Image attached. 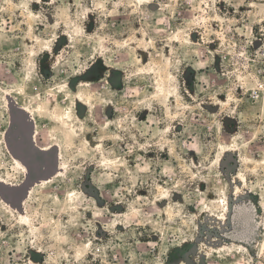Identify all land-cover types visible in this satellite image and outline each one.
<instances>
[{
	"label": "rangeland",
	"instance_id": "rangeland-1",
	"mask_svg": "<svg viewBox=\"0 0 264 264\" xmlns=\"http://www.w3.org/2000/svg\"><path fill=\"white\" fill-rule=\"evenodd\" d=\"M0 264H264V0H0Z\"/></svg>",
	"mask_w": 264,
	"mask_h": 264
},
{
	"label": "bare ground",
	"instance_id": "bare-ground-1",
	"mask_svg": "<svg viewBox=\"0 0 264 264\" xmlns=\"http://www.w3.org/2000/svg\"><path fill=\"white\" fill-rule=\"evenodd\" d=\"M22 89V88H21ZM23 91V90H22ZM22 108V107H21ZM58 118V117H57ZM58 122V121H57ZM62 122V121H61ZM62 124H64V122L62 123ZM61 168V167H60Z\"/></svg>",
	"mask_w": 264,
	"mask_h": 264
}]
</instances>
